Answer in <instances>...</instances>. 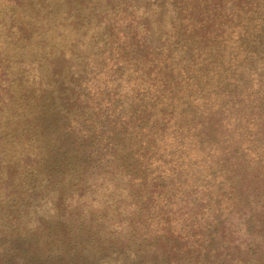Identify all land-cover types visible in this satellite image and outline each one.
<instances>
[{
  "label": "rangeland",
  "instance_id": "obj_1",
  "mask_svg": "<svg viewBox=\"0 0 264 264\" xmlns=\"http://www.w3.org/2000/svg\"><path fill=\"white\" fill-rule=\"evenodd\" d=\"M0 264H264V0H0Z\"/></svg>",
  "mask_w": 264,
  "mask_h": 264
}]
</instances>
